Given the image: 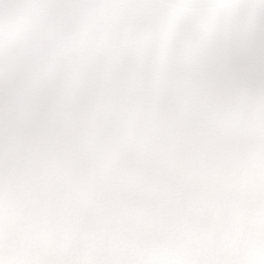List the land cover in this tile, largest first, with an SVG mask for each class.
<instances>
[{
    "label": "clouds",
    "instance_id": "obj_1",
    "mask_svg": "<svg viewBox=\"0 0 264 264\" xmlns=\"http://www.w3.org/2000/svg\"><path fill=\"white\" fill-rule=\"evenodd\" d=\"M0 264H264V0H0Z\"/></svg>",
    "mask_w": 264,
    "mask_h": 264
}]
</instances>
